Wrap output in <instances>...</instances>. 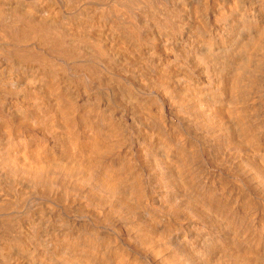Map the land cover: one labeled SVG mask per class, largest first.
<instances>
[{
    "label": "bare ground",
    "instance_id": "bare-ground-1",
    "mask_svg": "<svg viewBox=\"0 0 264 264\" xmlns=\"http://www.w3.org/2000/svg\"><path fill=\"white\" fill-rule=\"evenodd\" d=\"M0 264H264V0H0Z\"/></svg>",
    "mask_w": 264,
    "mask_h": 264
}]
</instances>
